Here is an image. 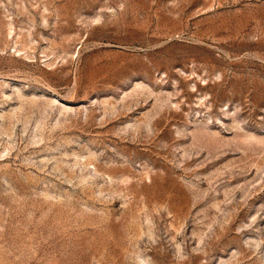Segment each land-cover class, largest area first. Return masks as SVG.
Wrapping results in <instances>:
<instances>
[{"label":"rangeland","instance_id":"374dc122","mask_svg":"<svg viewBox=\"0 0 264 264\" xmlns=\"http://www.w3.org/2000/svg\"><path fill=\"white\" fill-rule=\"evenodd\" d=\"M0 264H264V0H0Z\"/></svg>","mask_w":264,"mask_h":264}]
</instances>
